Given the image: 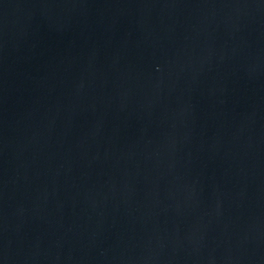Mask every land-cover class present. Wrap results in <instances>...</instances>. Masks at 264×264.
<instances>
[{
    "label": "water",
    "instance_id": "water-1",
    "mask_svg": "<svg viewBox=\"0 0 264 264\" xmlns=\"http://www.w3.org/2000/svg\"><path fill=\"white\" fill-rule=\"evenodd\" d=\"M0 264H264V0H0Z\"/></svg>",
    "mask_w": 264,
    "mask_h": 264
}]
</instances>
